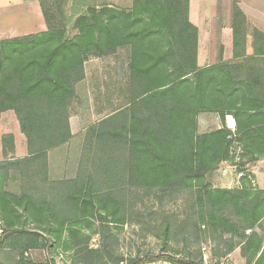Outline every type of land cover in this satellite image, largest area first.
I'll return each mask as SVG.
<instances>
[{"label":"trees","instance_id":"obj_1","mask_svg":"<svg viewBox=\"0 0 264 264\" xmlns=\"http://www.w3.org/2000/svg\"><path fill=\"white\" fill-rule=\"evenodd\" d=\"M46 1L38 0L45 32L0 42V117L14 113L28 148V157L17 160L13 135L1 137L0 264H6L2 256L13 254L15 264H30L29 252L49 248L43 235L57 247L68 248L97 216L100 222L123 225L125 201L136 196L130 189L141 193L139 201L150 195L182 199L185 216L202 235L218 234L220 240L230 236L224 256L240 247L246 264H264L263 241L254 232L264 219V192L248 187L247 176L232 190L215 189L207 181L222 162L243 174L246 166L264 158V51L243 54L247 30L237 3L234 61L199 68L198 30L188 20V0H132L127 11L107 4L88 7L74 19L72 36L63 23L67 22L63 9L47 7ZM256 35L263 41L255 30V42ZM120 49L129 53L125 89L120 90L123 103L98 122L112 127L95 139L105 137L123 154L120 163L128 187L123 201L112 193L99 197L90 180L70 181L58 190L47 180L46 153L73 137L69 109L77 84L85 78L84 65L90 57H110ZM237 49L242 54L237 55ZM200 114H217L222 120L232 116L236 130L232 133L224 126L199 134ZM106 159L115 162L111 154ZM36 162L42 186L57 193V203L38 199L32 177L29 188L23 187L18 195L5 190L10 171L23 167L32 172ZM29 224L43 235L26 230ZM169 229L165 222L163 233ZM88 254L102 260L100 252ZM157 258L147 256L130 264ZM169 260L202 264L189 256Z\"/></svg>","mask_w":264,"mask_h":264},{"label":"rangeland","instance_id":"obj_2","mask_svg":"<svg viewBox=\"0 0 264 264\" xmlns=\"http://www.w3.org/2000/svg\"><path fill=\"white\" fill-rule=\"evenodd\" d=\"M196 0H194L191 20L197 23L200 14H197ZM132 0H66L56 2L46 1V6L63 9L66 20L63 23L72 36L75 31L72 29L73 21L77 15L86 12L88 7L110 5L116 10L127 11ZM198 26H201L198 23ZM203 33V31H202ZM128 51L120 49L110 57L96 58L90 57L84 65L85 78L76 86V98L70 106L69 125L72 138L65 144L53 148L46 153L47 180L51 185H61L70 181L83 180L91 181L97 195L106 198L112 193L116 200L123 201L125 189L128 188L124 180V172L120 160L122 152L113 149L106 142L105 137L96 141L95 137L100 133L110 131V125L99 126L98 122L106 118L113 110L119 108L123 103L120 90L125 89L128 76ZM122 122V118L117 119V124ZM16 131V124L5 120L0 124V135L7 131ZM17 133L22 137L19 131ZM1 138V137H0ZM112 149V150H111ZM113 151V152H111ZM239 152L237 151L236 154ZM114 158L113 164L106 163V158L110 155ZM15 159H25L28 157L27 143L24 140L14 139ZM2 158L0 142V162ZM237 162V159H234ZM262 162V161H261ZM226 169H221L220 165L207 181L215 189H237L239 179L247 176L249 185L254 191L264 192V159L263 164L257 169V178L251 171L257 167L256 163L245 167L242 176L236 173V168L229 162H223ZM40 163L36 162L32 166V172L26 168H19L10 171L8 183L5 190L14 195H18L21 189H28V178H35L36 195L38 199L53 200L58 202L57 193L49 190V185L42 186V174L39 168ZM230 168V169H229ZM228 171V172H227ZM262 172V173H261ZM225 173H229L226 178ZM257 183V184H256ZM258 185V186H257ZM55 187V186H54ZM135 193L134 199L125 201L121 215L124 217L123 225L100 222L99 216L91 219L86 228L80 229L83 235L78 240H74L68 248L57 247L56 242L50 237L43 235L41 231H36L35 226L29 224L26 230L38 232L49 241L47 251L34 250L28 253L27 260L30 264H130L134 261L144 259L147 256L158 257L151 263L144 264H173L169 257L184 258L189 256L196 262L202 264H246L241 257L240 247H237L229 255H223L227 249L230 236H223L220 240L218 234L202 235L193 223L184 214V201L182 199L172 200V197L150 195L148 199L139 201L137 196L141 193L130 189ZM48 194V196H46ZM60 194V192H59ZM56 197V198H55ZM56 209L64 214L63 210ZM101 217L104 213L99 212ZM110 217L107 221L110 222ZM169 224V233H163L164 223ZM256 232L264 245V219L255 227ZM247 232L246 234H248ZM85 237L88 239L86 240ZM238 240L234 239L236 243ZM100 252L102 260H96L89 252ZM98 257V256H96ZM99 258V257H98ZM1 259L6 264H15V255L2 256Z\"/></svg>","mask_w":264,"mask_h":264},{"label":"crops","instance_id":"obj_3","mask_svg":"<svg viewBox=\"0 0 264 264\" xmlns=\"http://www.w3.org/2000/svg\"><path fill=\"white\" fill-rule=\"evenodd\" d=\"M193 3L194 0H188V20L198 30L197 66L199 68H206L220 62L234 61L232 31L234 3H237L245 17L247 36L243 54L245 57H250L254 53H258L256 49L259 53L264 51V0H196L197 14H200L197 23L191 20ZM198 23L201 26H198ZM255 30L263 35V41L258 39L260 35H256L255 40L257 41H254L253 31ZM45 31L46 25L38 0H0V42ZM236 52L237 55L242 54L240 49H237ZM6 119L14 121L16 131L8 132L7 130L0 137L11 134L15 141L17 139L24 140L14 113H3L0 117V124L4 123ZM197 124L199 134L210 133L224 126L232 133L236 130V122L232 116H225V119L222 120L217 114H200ZM263 159L255 162L257 167L251 171L255 181L257 171H259L257 168L263 164ZM220 168L226 169L223 162ZM224 176L229 178L230 175L225 173Z\"/></svg>","mask_w":264,"mask_h":264},{"label":"built area","instance_id":"obj_4","mask_svg":"<svg viewBox=\"0 0 264 264\" xmlns=\"http://www.w3.org/2000/svg\"><path fill=\"white\" fill-rule=\"evenodd\" d=\"M242 176V174H240Z\"/></svg>","mask_w":264,"mask_h":264}]
</instances>
